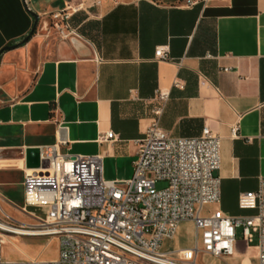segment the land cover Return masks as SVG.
Returning a JSON list of instances; mask_svg holds the SVG:
<instances>
[{
    "label": "crops",
    "instance_id": "0c3cea01",
    "mask_svg": "<svg viewBox=\"0 0 264 264\" xmlns=\"http://www.w3.org/2000/svg\"><path fill=\"white\" fill-rule=\"evenodd\" d=\"M25 1L0 0V208L6 216L20 222L2 206L27 219L20 223L45 212L22 211L23 177L35 173L24 168L25 149L63 141L61 153L98 154L102 178L122 181L131 175L136 141L154 118L172 138L196 137L204 126L219 138L220 165L213 173L219 203L202 213L204 206L202 214H253L239 210L236 200L264 179V0H217L203 8L179 7L182 0H100L72 17L82 37L76 44L39 33L48 29L45 15L84 0ZM31 14L36 26L25 39ZM165 45L171 61H152L155 48ZM159 90L168 98L155 117ZM234 124L238 136L232 139ZM107 132L114 140L100 141ZM193 244L186 221L160 250ZM254 245L255 236L247 243L239 234L230 256L202 254L196 264H256Z\"/></svg>",
    "mask_w": 264,
    "mask_h": 264
},
{
    "label": "built area",
    "instance_id": "2783aa9c",
    "mask_svg": "<svg viewBox=\"0 0 264 264\" xmlns=\"http://www.w3.org/2000/svg\"><path fill=\"white\" fill-rule=\"evenodd\" d=\"M217 0H182L179 7L201 8ZM100 0H84L47 15L46 35L62 42L82 40L71 19L98 7ZM168 46L154 50L152 61L168 62ZM223 71H226L223 69ZM172 87L180 88L177 81ZM157 117L168 92L156 93ZM59 125V124H58ZM237 124L229 129L236 138ZM105 133L100 141L114 140ZM58 141L39 148V161L45 168L23 177V208L45 209L31 216V223H20L0 208V264H196L202 254L228 257L233 253L235 231L252 243L255 236L256 264H264V179L253 192L240 193L236 206L252 211L249 216H229L220 210L202 214L204 206L219 203V138L204 126L190 138H172L162 131L154 118L137 149L128 179L106 181L102 178L100 155L61 153ZM156 182L166 187L155 190ZM189 221L194 229V244L187 249L162 252L161 244L170 239L178 224ZM8 236L55 238L56 258L50 262H7L1 258V245Z\"/></svg>",
    "mask_w": 264,
    "mask_h": 264
},
{
    "label": "rangeland",
    "instance_id": "374dc122",
    "mask_svg": "<svg viewBox=\"0 0 264 264\" xmlns=\"http://www.w3.org/2000/svg\"><path fill=\"white\" fill-rule=\"evenodd\" d=\"M45 37L46 32H40L39 36ZM55 38V37H54ZM43 39V37H42ZM56 39V38H55ZM46 42L42 43V57L48 52L49 46L47 43L50 42L51 38L45 39ZM48 46V47H47ZM166 187L165 182H156L154 184L155 190H161ZM3 210L14 217L20 222H26V218L15 214L12 210L2 206ZM208 206L204 208L202 213L209 211ZM36 215H39L38 212H35ZM240 234V230L235 231V237L237 238ZM50 239L46 237H36V236H8L6 240L1 245V258L3 261L7 262H27L32 259L42 262H50L55 260L57 254V241L55 238ZM49 241V242H47Z\"/></svg>",
    "mask_w": 264,
    "mask_h": 264
},
{
    "label": "water",
    "instance_id": "95a60500",
    "mask_svg": "<svg viewBox=\"0 0 264 264\" xmlns=\"http://www.w3.org/2000/svg\"><path fill=\"white\" fill-rule=\"evenodd\" d=\"M24 5H26V1L23 0ZM33 17V25L31 30L29 31L28 35L25 37L28 38L35 30L37 17L34 14H31ZM24 39V40H25ZM77 42H72L71 44H76ZM4 49H10V48H4ZM23 164L25 169H38V168H45V163L39 161V148H30L25 149L23 151Z\"/></svg>",
    "mask_w": 264,
    "mask_h": 264
}]
</instances>
